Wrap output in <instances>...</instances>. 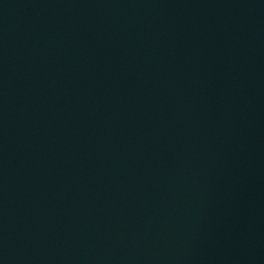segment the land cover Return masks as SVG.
I'll list each match as a JSON object with an SVG mask.
<instances>
[{"label":"water","instance_id":"1","mask_svg":"<svg viewBox=\"0 0 264 264\" xmlns=\"http://www.w3.org/2000/svg\"><path fill=\"white\" fill-rule=\"evenodd\" d=\"M105 0H0V66Z\"/></svg>","mask_w":264,"mask_h":264}]
</instances>
